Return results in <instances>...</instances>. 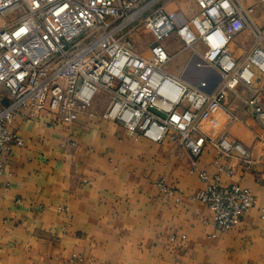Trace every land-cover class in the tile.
I'll return each mask as SVG.
<instances>
[{
    "label": "built area",
    "instance_id": "obj_1",
    "mask_svg": "<svg viewBox=\"0 0 264 264\" xmlns=\"http://www.w3.org/2000/svg\"><path fill=\"white\" fill-rule=\"evenodd\" d=\"M175 0H0V175L3 156L25 140L12 126L48 113L54 123L73 124L94 117L99 95L108 98L101 117L122 125L130 137L152 143L169 140L191 157V173L204 187L193 200L204 203L216 228L227 233L257 207L248 188L222 185L234 161L246 172L251 151L229 135L238 118L227 108L239 88L254 90L264 77V27L247 0H193L197 11L181 20L167 7ZM264 6V0H257ZM141 30L151 42L145 54L134 37ZM245 31L252 45L236 56L231 45ZM176 37L191 64L219 78L197 84L167 70L165 43ZM264 130V108L244 101ZM216 152V174L197 167L206 147ZM158 187L173 194L163 181ZM264 216V210H263Z\"/></svg>",
    "mask_w": 264,
    "mask_h": 264
},
{
    "label": "crops",
    "instance_id": "obj_2",
    "mask_svg": "<svg viewBox=\"0 0 264 264\" xmlns=\"http://www.w3.org/2000/svg\"><path fill=\"white\" fill-rule=\"evenodd\" d=\"M243 35L231 45L236 56ZM245 38L247 52L252 38ZM165 46L171 61L185 52L175 36ZM190 61L189 55L181 69L168 71L193 84L208 77ZM233 103L227 107L240 120L229 135L255 164L246 172L227 162L235 175H222V185L250 189L257 207L227 233L192 199L204 185L191 173L189 153L169 140L130 137L103 119L105 94L93 105L94 117L73 124L54 123L48 113L19 118L12 130L26 144L3 156L0 175V264H264V130ZM215 160L208 146L197 167L213 177ZM161 181L173 194L158 187Z\"/></svg>",
    "mask_w": 264,
    "mask_h": 264
},
{
    "label": "rangeland",
    "instance_id": "obj_3",
    "mask_svg": "<svg viewBox=\"0 0 264 264\" xmlns=\"http://www.w3.org/2000/svg\"><path fill=\"white\" fill-rule=\"evenodd\" d=\"M247 4L255 7L256 23L258 24L259 27H264V6L261 5L257 0H250V1L247 0ZM167 9L172 11V12H176L179 15V18L181 20L190 18L197 11L196 4L194 3L193 0H175L172 4H170L167 7ZM257 12H258V15H257ZM248 34H250L249 31H245L244 35L242 36L243 37L242 40L238 39V41L235 42L234 46H238V49L240 48V51H237L238 55H240V56L243 55V53L245 52V50L247 48L246 44L248 42H247V39L245 37L248 36ZM151 39L152 38H151L149 33L145 32L144 30H141L140 34H138L136 37H134V42L136 44L137 50L139 52L145 54L147 52L148 44L151 42ZM252 42H253V40H252ZM263 46H264V43H263ZM178 50H179V47H178ZM189 55L191 58V54L189 53V51L179 53L176 56V58L173 61H170V63L167 65V70H168V67L169 68L173 67L174 69H177V70L181 69L182 66L184 65L185 58ZM203 72L209 73L208 78L210 79L211 85H216L219 82V78L216 75H214L210 72H207V71H203ZM175 75L177 76L178 74H175ZM261 84H263V85L261 86ZM239 92H240L239 94H241V97L238 95H233V94L230 95V97L235 96L234 98L229 97L231 102L234 101V103H233L234 106H231V104H230L231 108L232 109L235 108L239 113H243V114L245 113L246 115H248L249 118L254 120L251 116H249V114L246 110V107L244 105V101L249 100L251 98H254V99L258 100V102L264 108V104L260 98L261 94H264V77L261 78V80L259 82L255 83L254 90L251 91V90H247V89L242 88L241 91H239ZM228 102H229V100H228ZM229 110L231 113H233L238 118V120H240L238 115L235 112H233V110H231V109H229Z\"/></svg>",
    "mask_w": 264,
    "mask_h": 264
}]
</instances>
